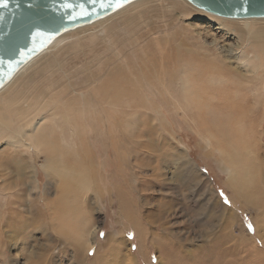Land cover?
I'll use <instances>...</instances> for the list:
<instances>
[{
    "label": "rangeland",
    "instance_id": "1",
    "mask_svg": "<svg viewBox=\"0 0 264 264\" xmlns=\"http://www.w3.org/2000/svg\"><path fill=\"white\" fill-rule=\"evenodd\" d=\"M149 1L140 10L137 8L129 12L126 22H122V26L127 25L130 31L124 33L118 28L102 34L98 36L100 44L93 43L94 38L75 42L69 49L61 51L57 60L52 59L48 69L45 70L44 66L36 72L34 79L24 83L23 91L20 90L21 98L32 89L34 93L41 90L43 94L37 93L42 94L40 97L48 93L47 98L51 97L54 101L59 98L58 105L62 106L65 98L79 94L83 88L70 78L87 72L86 67L97 69L104 61L115 64L117 61L107 59L112 54L105 48L114 44L112 49L123 46L126 35L134 40V35L137 36L138 43L127 48L126 55L123 54L120 60L125 66L117 71L118 76H130L134 81L148 77L155 86L150 101H138L139 110L121 120L119 131L98 134L91 130L87 138L90 145L85 152H81L73 146L75 140L70 136L71 126L63 121L62 115L54 119L41 112L37 120L34 119H47V128L59 150L57 152L62 153L63 159L72 158L75 161L70 167L81 166L90 170L95 178L94 189L84 195L81 191L78 195L74 191L65 192L70 193L69 197L65 196L66 199H70L71 203L73 199L76 206L73 210L61 209L78 212L74 216L81 215L90 224L98 222L94 244L86 254L80 250L78 253V242L70 235V227H59L49 217L48 212L53 209L48 205H58L57 199L64 191L62 187L66 189L68 183H72L71 176L67 177L68 183L62 186L61 181L64 180L57 176L53 168H45L48 160L44 154L34 158L22 150L16 151L17 155L11 154L14 146L2 141L0 182L14 176L15 159L22 165L28 161L33 168H25L24 171L25 194L18 198L0 194V208H10L14 212L11 218L0 215V264H104L105 260L106 264H129L125 262L128 249L137 264H264V224H260L264 219V83H244L237 79L239 73L222 77L218 70L205 62L209 55L221 65L220 68H225L222 66L225 61L220 60L213 45L205 42L216 36L221 44L235 45L238 40L244 42V51L261 56H255L253 63L264 65V38L260 43L261 49L254 48L245 42L247 35L240 36L241 32L231 24L230 21H236L232 18L209 14L186 0L172 3L174 6L167 5L164 0ZM82 27L69 32L75 33ZM157 36L161 38L159 41L155 38ZM163 36L169 37L167 45ZM147 37L152 43L145 53H139L141 50L138 47L145 45ZM134 50H138V58L129 62L126 58L133 57ZM213 71H216L214 76ZM182 72L190 83L188 90L195 89L201 98L194 95H189L187 99L183 97L182 79L178 77H183ZM64 80L66 91L62 95ZM69 81L72 84H68ZM159 81H164V84ZM131 85L128 83L127 87ZM133 85L138 88L139 84ZM166 90L175 93L174 97L171 96L172 100L158 94ZM229 92L235 98L230 97ZM218 94L223 96L216 100ZM220 117L221 126L226 124L228 117L234 127L240 126L241 133L232 134L227 128L217 130L216 120ZM79 119L81 117H76V121ZM219 132L225 136L224 141L230 148L238 144L245 146L246 151L253 148L256 153L258 150L256 157H252V164L255 162L252 170L257 183L254 191L249 193L253 203L243 201L230 183L229 172L223 167V161L230 160L217 149L221 147L220 136L216 137ZM63 133L67 135L66 149L61 146ZM206 138L212 141L213 146L207 144ZM233 139L239 142L235 144ZM62 149L65 150L60 151ZM179 152H182L179 159L187 156L198 170L193 180L190 177L193 172L184 174L177 167L175 156ZM252 159L250 157L249 160ZM5 164L10 165L3 169ZM159 168L163 172L161 176ZM31 174H35L38 184L33 194L29 191L33 190L30 188L33 183ZM197 176L202 179H196ZM207 189L208 195L205 194ZM37 201L40 203L39 215L33 210ZM121 203L150 229L145 242L146 256L140 251L136 229L121 211ZM101 232L105 235L101 236ZM153 234L158 238L151 241ZM120 239L126 242L118 247Z\"/></svg>",
    "mask_w": 264,
    "mask_h": 264
},
{
    "label": "bare ground",
    "instance_id": "2",
    "mask_svg": "<svg viewBox=\"0 0 264 264\" xmlns=\"http://www.w3.org/2000/svg\"><path fill=\"white\" fill-rule=\"evenodd\" d=\"M164 1L167 2V5L169 4V6L170 5L172 6L173 5L172 3L178 2L180 0H164ZM148 2L150 1L149 0L131 1L130 3L122 6L121 8L111 12L110 14L104 17L98 18L90 23L79 25L77 27L64 31L63 33L58 35L45 49L40 51L37 55H35L29 61H27L24 65H22L18 69V71L13 75V77L0 88V143L2 141H5L7 145H13L14 149H11L12 151L11 154L13 153L17 155L16 151L21 152V150L23 152H26L33 158L35 157V155L39 156L41 154H44L46 159L48 160V163L45 165V168L47 169L53 168L57 176L60 177L62 180H64V181H61V185L62 184L64 185L65 182L68 183L67 177L71 176L72 183H68V186L66 189L62 187L63 185L61 186L62 189H64V191L59 196V199H57L58 205L52 206V203H51V205H48V206L49 208L51 207L53 210L52 211L50 210V212L48 211L47 212L49 213V217L51 216L53 223L58 224V226L60 225L64 227L67 225L70 227V235H72L73 240L78 242V247H79L78 253L80 250V251H83V254H86L89 248L94 244L95 233L97 232V229H98V225L96 223L98 222L94 223L93 221V223L90 224V222L87 221L88 219L86 220L81 215L74 216V214L78 212L62 211L61 209L73 210V208H75L76 206V205L74 206L73 204L74 203L73 199H71L73 201L72 203L70 199H68L69 201L66 199L65 196L69 197L70 193H65V192L74 191V192H77V195H78L81 192L83 194L86 191H89L90 189H94V183H95L94 179L95 178L93 179L92 174H90L89 172L90 171L89 168H88L89 171H87L85 168H82L81 166L77 168L70 167L71 165H73L75 161L71 160L72 158L71 159L69 158L68 160L63 159L62 153L57 152L58 148L55 142L52 141L50 131L47 128V124H46L47 119L41 117L42 119H39L38 121H36L37 120L36 117L41 112L48 113L49 118L53 117L54 119H57L56 116L62 115L64 117L63 121L67 122L71 126V133L70 132L69 133H70L71 138L75 140L73 146H75V148H77L81 152H85L89 147L88 144L90 145V142L88 141L87 138L91 130L95 131L98 134H102L103 132H109L112 134L116 131H119L120 128L122 127L121 120L127 117V115L129 116L135 115L134 113H136L139 110L138 108L140 107V105L137 103L138 101L142 99L150 101L151 96L153 95L152 91L155 85L152 79L148 80V77L147 78L142 77L141 81H134L130 76H123V77L118 76L117 71L119 69H122L125 66L120 61L121 58H123L124 55H126V52L128 49L134 47L133 45H136L138 43V41H136L137 36L134 35V38H135L134 40L132 39L131 36L126 35L125 36L126 40L122 44L123 46H120V47L115 46L114 49H112V47L115 45L114 44L112 47L105 48V49H108L112 54L111 56H107V59H112L113 61H117L115 64L107 63L106 61H104L103 65L99 66L97 69L95 68L91 69L92 67L91 68L86 67L88 69L87 72H82L83 73L82 75L76 74L73 79L70 78V80L73 83L81 84L83 88L81 87L82 90L80 91L79 94L75 93L72 96L65 98V103L62 106L58 105L59 98L57 99V101H54L51 97L47 98L46 95H48V93L40 97L43 94L41 90L40 91L38 90V91L41 92L42 94L40 93L37 94L38 91H36L37 93H34L35 91L34 92L32 91L34 89L32 90L30 89L31 91L28 94H25L26 97L21 98V93H22L21 91H23V89L21 88L24 85V83L28 81H32L34 77L36 76L35 75L36 72L41 71L42 67L45 66V70L46 68L48 69V66L50 65V61L52 59L57 60L58 54L66 48L69 49V46L73 45L75 42H80L83 39H89L91 41V38H94L93 43L95 42L96 44H100L98 36L100 35L102 36V34L112 32L118 28L121 29L124 33H126L127 31H130L127 25L125 27L122 26V22H126L125 19L128 18L129 12L136 11L137 8H138L137 10H140L139 8L146 5ZM187 3L191 4L189 2ZM215 16H218L221 18L224 17V16H219V15H215ZM226 18H232V17H226ZM232 19L236 20V21H230V22L235 27H237L238 30L241 32L240 36H242V34L244 33L247 35V39L245 40V42L248 44H251L254 48L258 47L259 49H261L260 43H262V40L264 38V17H247V18H244L243 20H241L240 18H232ZM92 23L94 24L90 26H86ZM82 26H86V27H82ZM78 27H82V28L77 29L75 33L69 32L70 30H74ZM234 35L237 38H240V36H238L237 34H234ZM163 37L165 39V44H166L169 40L168 39L169 37L168 36H163ZM149 38L150 37H147V41L145 45L138 47V50H141L139 53H145V51L147 50L146 48L150 46V43H152V41ZM155 38L157 41L161 39L158 36ZM203 38L205 39L204 36ZM205 42L207 45H213V48L216 49L217 55L219 56L220 60L225 61V65H222L225 68H222V67L220 68L221 65L216 63L215 59H211V57H208L209 55L207 56L208 59L205 60L208 66H213L216 70H218V73L220 72L222 77L225 75L229 77L230 74L239 73V76H237L238 77L237 79L244 81V83L245 82H247V84L248 83L258 84L262 82L264 83V65L263 64L255 65L253 63L255 60V56H257L258 58H260L261 56H259L258 54L249 55L248 51H244V49H246V44H244V42H240L238 40L236 44L234 43L235 45H229V44L226 45L224 43L221 44L218 40V37L216 36H214L212 40H209V41L206 40ZM238 46H241V49H238ZM138 50H134V52L132 51L134 53L133 57L130 56V57H127L126 59H128L129 62L135 59L137 60L138 54H139L137 53ZM99 62H101V60ZM206 68H209V67H206ZM48 71L50 70H47V72ZM170 72L171 71H169V73ZM52 73H55V72H52ZM52 73H50L51 77L53 76ZM183 73L184 72H182V75ZM214 73H216V71L212 72L213 76H214ZM172 75H175V74L172 73ZM167 76H170V74H167ZM178 77L182 79L181 86L183 88L184 98L187 99L189 95H192V96L194 95L195 97L201 98L198 92L195 93L196 92L195 89L188 90V88L190 87V83L188 84L187 82L186 74H184L182 78L180 75ZM102 78L104 79L102 80ZM64 81H65L63 84L64 88L62 89L61 93L58 92L62 95L64 93V90L66 91V80ZM71 81H69L68 84H72ZM128 83H132V85L130 87H127ZM158 83H160V81ZM124 84L126 85L124 86ZM133 84H139L138 88L137 87L134 88L137 85H133ZM160 84H164V81ZM73 88H75V86ZM257 90H260V89H257ZM158 94L164 97L167 96L169 99H171V96L172 97L175 96L174 95L175 93H172V92L170 93L167 90L166 92H159ZM222 96H223L222 94H218L215 97V99L218 100L217 97H222ZM231 96L235 98V95L230 94V97ZM75 100H79V102H76ZM234 110L236 111V106L234 107ZM76 117H81V119L76 121ZM228 117L227 119H225V121L227 120L226 124H228L229 126H226V124H223L221 126L219 124L220 120L222 119L221 117L220 119L218 118V120H216L218 124V126H216L217 130L218 129L222 130V129L227 128L232 134H235L237 132L241 133L242 130L240 129V126L239 128L234 127L232 123L229 122ZM215 123L216 122H214V124ZM29 128H33V129H29ZM60 129H63V128L61 127ZM208 130L210 131V129ZM66 136L67 135L63 133V136L61 137L62 138L61 146L64 147L65 149L68 147V141L66 140ZM218 136H220V138L218 139H220L221 147L218 146L217 149L223 155L228 156V159L230 160V162L223 161V167L229 172L230 183L233 187H235L240 198L241 199L243 198V201L249 200V203H250L252 202V199L250 198L249 193L251 191H254V188L257 184L255 172H253L252 170V167H254V164H255V162H253L254 164H252V161H253L252 157L253 156L254 158L256 157V153L258 150L256 151V153L254 152L253 148H252V151L250 149L246 151L247 149L245 150V146L243 147V146L238 145L237 143L239 141L237 142L235 139L233 140L235 144L237 145H234L230 148L227 146V144L224 141L226 140L224 139L225 136L223 134H220V132L216 137ZM206 142L207 144L212 145V141L209 138L206 140ZM65 149H62L60 151H64ZM180 153L182 152L177 153L175 156L177 158L176 160H178L176 162L178 163L177 167L184 174L187 173L188 171L193 172L192 174L190 173L191 175H193V176H190L193 180L194 175H196L195 172L197 171L198 173V170L196 169L194 164L192 165L190 163V160L188 159L187 156L184 155L183 156L184 159H179ZM79 155L80 154L78 153L77 156ZM250 157L252 160H249ZM77 160H79V158ZM13 164L15 166V170L13 171L14 176L10 179H4L2 180V182H0V194L2 193L6 197L13 195V197L15 196V198L16 197L18 198V197H21L22 194L26 193L25 192L26 191L25 168L30 170L33 167L30 165L28 161L25 162V165L24 164L22 165V162L21 164H19L16 161V159L13 161ZM9 165L10 164H5L3 169L8 168ZM32 175H33V178H32ZM159 175L160 176L163 175V172L160 170V168H159ZM34 177H35V174H31V179L33 183H32V187L30 188H33V190L32 189L29 190L30 194H33L35 188H37L38 186L37 181ZM196 179H202V178L197 176ZM98 185H100V183H98ZM78 191H81V192L78 193ZM208 191L209 190L207 189V192H205V194L208 195ZM120 192L121 191H119V193ZM88 193L87 195H89ZM88 197H90V195ZM122 198L123 197L121 196V199ZM39 204L40 203H38L37 201V205L33 207V210L37 212L38 215L41 214L39 210L40 209ZM120 205H121V211L123 215L128 220V222L131 225H133L134 228L136 229L137 234L139 236L138 239L140 238V244H139L140 249H141L140 251L144 256H146V245H145L146 243L145 242H146V238L149 234L150 229L146 227L145 225H143V222L141 221L140 218L135 216L132 212L128 211L124 207V204L121 203ZM13 214L14 212L10 208H5V207L0 208V215H7V217L11 218V217H14ZM89 220L92 221V218L90 219V216H89ZM260 224L263 226L264 219H262ZM63 227H62V230H63ZM156 238H158V235L153 234V240L151 241H154ZM123 241L126 242L124 239H122L121 242L119 241L120 243L119 242L117 243V246L118 247L124 246ZM228 261L230 262V260ZM102 262L104 261L102 260ZM125 262L129 264H137L134 257H132L129 249L127 250L126 255H125ZM104 264H106V260ZM227 264L229 263L227 262Z\"/></svg>",
    "mask_w": 264,
    "mask_h": 264
},
{
    "label": "water",
    "instance_id": "3",
    "mask_svg": "<svg viewBox=\"0 0 264 264\" xmlns=\"http://www.w3.org/2000/svg\"><path fill=\"white\" fill-rule=\"evenodd\" d=\"M134 0H120L122 6ZM208 13L232 17H264V0H251L247 13L235 10L242 0H187ZM109 2V0H106ZM100 7L89 0H8L0 6V88L18 69L45 49L58 35L79 25L90 23L121 8ZM65 4L73 7L66 8ZM80 5H83L81 7ZM87 13V14H84ZM74 16L75 19H69ZM39 30L42 35L30 33ZM23 51V55L20 51Z\"/></svg>",
    "mask_w": 264,
    "mask_h": 264
},
{
    "label": "snow or ice",
    "instance_id": "4",
    "mask_svg": "<svg viewBox=\"0 0 264 264\" xmlns=\"http://www.w3.org/2000/svg\"><path fill=\"white\" fill-rule=\"evenodd\" d=\"M97 2V0H89V3L95 5V3ZM7 3H8V0H0V6H7ZM251 4V0H242V2L236 6L235 10L238 11V12H244V13H247L249 11V6ZM81 7H83V5H80ZM110 6H113L109 0V2H106V0H100V7L101 8H107V7H110ZM122 4L120 2V0H115V5L114 7L116 8H119L121 7ZM64 7L66 8H71L73 7V5L71 4H65ZM84 14H87V13H84ZM69 19H75L74 16H69L68 17ZM33 37L35 36H39V35H42V33L39 31V30H36L34 32H31L30 33ZM20 54L23 55V51L21 50L20 51ZM223 195V194H222ZM249 227H251V225H249ZM101 236H104L105 233L104 232H101L100 233ZM129 235H132L131 233ZM135 247V246H133Z\"/></svg>",
    "mask_w": 264,
    "mask_h": 264
}]
</instances>
